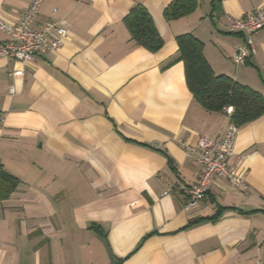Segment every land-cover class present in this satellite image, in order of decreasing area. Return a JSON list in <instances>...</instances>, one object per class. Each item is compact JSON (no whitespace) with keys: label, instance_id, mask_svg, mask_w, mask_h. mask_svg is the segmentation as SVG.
<instances>
[{"label":"crops","instance_id":"0c3cea01","mask_svg":"<svg viewBox=\"0 0 264 264\" xmlns=\"http://www.w3.org/2000/svg\"><path fill=\"white\" fill-rule=\"evenodd\" d=\"M30 1L0 0V19ZM171 1L40 0L34 27L55 9L68 39L25 65L0 57V165L19 180L0 200V264H264V114L238 128L228 160L247 190L218 176L184 209L200 166L178 139L215 138L229 118L197 103L176 41L192 34L215 74L264 96V28L239 65L245 34L225 30L264 0H198L167 20ZM135 5L162 39L155 52L130 37Z\"/></svg>","mask_w":264,"mask_h":264},{"label":"built area","instance_id":"2783aa9c","mask_svg":"<svg viewBox=\"0 0 264 264\" xmlns=\"http://www.w3.org/2000/svg\"><path fill=\"white\" fill-rule=\"evenodd\" d=\"M39 8L40 0H31L15 21L8 22L0 19V31L7 37L6 40L0 41V57H9L25 65L40 53L57 51L68 39V30L63 21L53 18L55 9L49 20L38 28L34 27ZM262 28H264V4L254 7L242 17L230 19L225 30L245 34L243 42L234 46L231 55V60L235 65L244 64L250 56L255 55V34ZM23 74L24 67H21L12 71L10 75L21 77ZM13 92V86L9 85L8 94L12 95ZM224 111L229 116L232 107H225ZM238 128L228 120L221 134L215 138L198 136L194 143H188L182 138L178 139L185 154L188 157L194 156L196 163L200 166L198 179L184 190V209L195 206L205 196L218 176L227 179L235 189L247 190L244 177L228 164L229 158L235 153Z\"/></svg>","mask_w":264,"mask_h":264},{"label":"trees","instance_id":"16d2710c","mask_svg":"<svg viewBox=\"0 0 264 264\" xmlns=\"http://www.w3.org/2000/svg\"><path fill=\"white\" fill-rule=\"evenodd\" d=\"M198 0H172L164 9L167 20L187 15ZM131 39L150 52L163 42L153 20L141 5L133 6L124 18ZM178 60L184 65L185 80L197 103L208 111L232 107L229 122L240 127L264 114V96L224 74H215L203 55V44L192 34L176 36ZM225 112V111H224ZM18 178L0 165V200L6 199L18 185Z\"/></svg>","mask_w":264,"mask_h":264}]
</instances>
